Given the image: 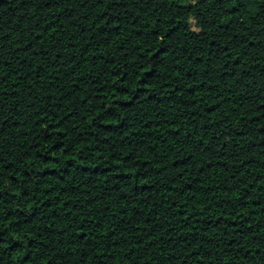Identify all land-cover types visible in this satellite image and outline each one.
I'll use <instances>...</instances> for the list:
<instances>
[{"label": "trees", "instance_id": "16d2710c", "mask_svg": "<svg viewBox=\"0 0 264 264\" xmlns=\"http://www.w3.org/2000/svg\"><path fill=\"white\" fill-rule=\"evenodd\" d=\"M0 264H264V0H0Z\"/></svg>", "mask_w": 264, "mask_h": 264}]
</instances>
